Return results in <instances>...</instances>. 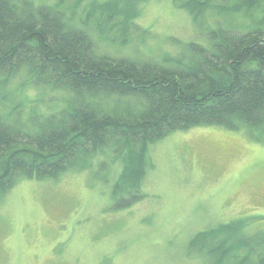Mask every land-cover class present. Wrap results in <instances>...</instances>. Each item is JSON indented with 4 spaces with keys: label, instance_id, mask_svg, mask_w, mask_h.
Here are the masks:
<instances>
[{
    "label": "trees",
    "instance_id": "obj_1",
    "mask_svg": "<svg viewBox=\"0 0 264 264\" xmlns=\"http://www.w3.org/2000/svg\"><path fill=\"white\" fill-rule=\"evenodd\" d=\"M144 1L0 0V88L24 73L27 86L68 93L58 110L31 107L26 117L16 115L22 102L7 111L0 104V197L19 177L85 171L108 149L123 161L113 205L128 207L144 196L147 146L172 131L218 125L264 143V0H171L206 45L181 44L184 53L161 61L99 52L100 41L131 44ZM246 219L196 233L189 252L229 264L241 249L233 264H264V231L246 234Z\"/></svg>",
    "mask_w": 264,
    "mask_h": 264
},
{
    "label": "rangeland",
    "instance_id": "obj_2",
    "mask_svg": "<svg viewBox=\"0 0 264 264\" xmlns=\"http://www.w3.org/2000/svg\"><path fill=\"white\" fill-rule=\"evenodd\" d=\"M140 4L137 37L126 47L100 41L99 52L161 61L184 53L181 44H207L192 17L171 0ZM83 6L71 22L79 24ZM25 79L20 73L1 86L4 111L22 102L16 115L26 117L31 107L48 113L65 104L68 93L27 86ZM91 164L55 179L19 177L1 195L0 264H211V257L189 252L196 233L244 217L243 232L264 231V143L244 130L196 126L149 144L144 196L128 207L116 208L112 199L122 159L103 149ZM233 255L240 259L244 250Z\"/></svg>",
    "mask_w": 264,
    "mask_h": 264
}]
</instances>
